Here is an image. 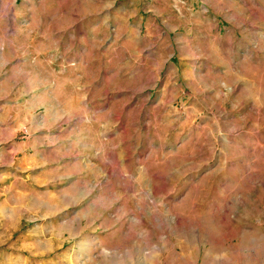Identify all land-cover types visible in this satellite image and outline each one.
Returning a JSON list of instances; mask_svg holds the SVG:
<instances>
[{"label":"rangeland","instance_id":"1","mask_svg":"<svg viewBox=\"0 0 264 264\" xmlns=\"http://www.w3.org/2000/svg\"><path fill=\"white\" fill-rule=\"evenodd\" d=\"M0 264H264V0H0Z\"/></svg>","mask_w":264,"mask_h":264},{"label":"crops","instance_id":"2","mask_svg":"<svg viewBox=\"0 0 264 264\" xmlns=\"http://www.w3.org/2000/svg\"><path fill=\"white\" fill-rule=\"evenodd\" d=\"M45 58H40V61L45 63L47 66L50 67L52 73L55 75L56 78H61L64 76L63 69L59 67V57L57 56L55 59L53 58L54 50H47L45 53ZM52 55V56H51ZM18 63H23L22 61H18Z\"/></svg>","mask_w":264,"mask_h":264}]
</instances>
